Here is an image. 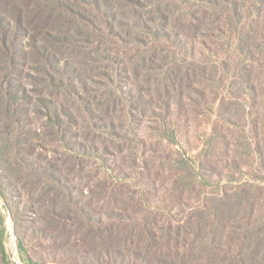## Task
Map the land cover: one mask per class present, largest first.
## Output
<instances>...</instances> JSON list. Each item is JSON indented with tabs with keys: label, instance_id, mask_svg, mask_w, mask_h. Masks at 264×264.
<instances>
[{
	"label": "rangeland",
	"instance_id": "1",
	"mask_svg": "<svg viewBox=\"0 0 264 264\" xmlns=\"http://www.w3.org/2000/svg\"><path fill=\"white\" fill-rule=\"evenodd\" d=\"M238 1L234 18L150 0L153 29L117 23L109 49L62 21L66 90L28 57L25 99L0 105V264H264V14ZM0 5L40 35L58 20L39 0Z\"/></svg>",
	"mask_w": 264,
	"mask_h": 264
},
{
	"label": "trees",
	"instance_id": "2",
	"mask_svg": "<svg viewBox=\"0 0 264 264\" xmlns=\"http://www.w3.org/2000/svg\"><path fill=\"white\" fill-rule=\"evenodd\" d=\"M39 1H41L45 6H49L50 10L56 17H58L57 23L47 24V26L52 25V32L47 31V33H43L42 35H40L41 33L35 32L36 26L32 24L31 19H27V15L26 17L24 15H11L0 5V89H5L0 93V99L5 95L4 101L1 102L0 105L4 110H11L10 106H13L14 103H18L19 96L21 99H25V95H20V93L16 91L17 81L12 80L15 76L21 75L24 66L28 64V57L34 62L33 65L32 63L30 65L32 69L46 74L48 76V78H46L48 85L56 91H62L63 89L66 90V88L69 89L70 85L74 86V83L72 84L71 79L68 78L70 75L74 74V66H72L70 61L62 58L59 54V49L61 47L73 43V38L67 34V32L62 30V21L68 22V24H71L74 28L85 27L87 29V34L90 37H94L97 47L104 46L106 49L110 48V46L107 45V42L112 38H115L116 35L124 38L122 30H118L117 23H119L122 28L129 29L133 26H137L138 24L140 28L146 27L151 30L153 29L148 25V20L140 21V19H144L146 14L151 12V10L148 9L150 6V0L147 2L146 0H126L129 1L131 3V7H133L127 11H118L114 2L116 1L119 6V2L117 0ZM176 1L187 5L189 8H197L199 6L202 8V11L204 10L203 8L206 7H221L225 8L223 11L230 9L229 11L234 18L239 15L238 0ZM257 2L258 3H255L253 6L256 8L258 16H262L264 14V0H257ZM123 16L131 20V22L124 21ZM166 17L167 15L164 13L163 19H166ZM25 18L27 21H25ZM151 18L154 19L155 17L153 18L151 16ZM152 19H150V21H153ZM135 22L136 25L134 24ZM153 23H155V21H153ZM20 31H23L24 33H20ZM18 34H20L19 36H21L22 39L18 37ZM21 34L25 37L23 38ZM164 35H168L171 39L177 37V33H167V31H164ZM86 40L88 42H94L88 38H86ZM181 47L186 48V43H178L177 48L182 49ZM55 112H57L56 109ZM47 115H49L50 118H53L50 112L47 113ZM59 118L60 117L57 116L55 122H58L60 120ZM25 160H27V157ZM66 195L68 199L72 200L73 194H71L70 191ZM8 206L9 205H7V207ZM13 215L15 218L16 214ZM1 235L2 234H0V236ZM21 249H23V247H21ZM115 256L118 257L119 255L116 254ZM145 257L146 256H143V254L137 251L133 252L134 261L132 262L133 264H142L144 263L143 259ZM144 260H146V258ZM173 261L174 260L163 258L162 261H159L157 264H173ZM25 264L40 263L35 261L29 255H26ZM175 264L177 263L175 262Z\"/></svg>",
	"mask_w": 264,
	"mask_h": 264
}]
</instances>
